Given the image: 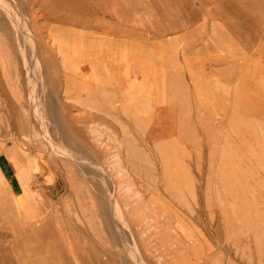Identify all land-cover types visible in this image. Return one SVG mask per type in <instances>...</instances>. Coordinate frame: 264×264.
I'll list each match as a JSON object with an SVG mask.
<instances>
[{
  "label": "rangeland",
  "instance_id": "obj_1",
  "mask_svg": "<svg viewBox=\"0 0 264 264\" xmlns=\"http://www.w3.org/2000/svg\"><path fill=\"white\" fill-rule=\"evenodd\" d=\"M16 1L0 0V264L62 262V247L33 239L43 216L32 207L49 204L31 182L27 147L71 160L77 172L51 191L77 190V210L112 225V245L96 247L112 264H170V254L171 264H264V0H150L193 19L121 49L108 37H52L53 25ZM82 77L132 80L113 84L108 165L59 140L60 127L83 143L71 126L86 119L70 116L77 101L67 95Z\"/></svg>",
  "mask_w": 264,
  "mask_h": 264
},
{
  "label": "crops",
  "instance_id": "obj_2",
  "mask_svg": "<svg viewBox=\"0 0 264 264\" xmlns=\"http://www.w3.org/2000/svg\"><path fill=\"white\" fill-rule=\"evenodd\" d=\"M19 3L26 6L31 21L53 25H48L51 27V31L55 32L50 34L52 37H88L96 40L108 37L113 39V46L120 49L127 44L124 39L129 41L130 38L157 37L161 36L162 31L169 28L182 31L188 21L193 19L192 13L188 15L187 13L184 14L183 11L180 15L176 13L175 17H172L173 14L170 13L169 9H164L162 13H159L157 8L150 3V0H21ZM120 51L122 52V50ZM140 70L138 65L137 72L140 73ZM120 79L82 77L69 80L67 95L70 100L72 99L71 101H77L78 104L74 106V109H71L73 114L70 116L75 118L76 123L80 117L86 121L82 120L85 123L80 126H71L75 133H79L78 129L81 130V141H83L81 145H77L74 137L66 136V129L62 131L59 127L58 133L64 134L59 139L63 142L64 149L73 155L82 156L92 163H95L94 158H102L103 164H111L109 163L113 156L111 139L114 132L111 119L114 117V101H119L115 100L113 84L116 81L117 85H124V79ZM125 80H127L126 85L129 84L128 81L132 82L131 79ZM140 80H145L142 74L140 76L138 74L136 79V81ZM99 81H102L101 86ZM133 81L135 82V79ZM67 91L64 90V93ZM66 93L64 94L65 98L67 97ZM93 97L95 98L93 99ZM97 132L101 133L100 140ZM26 149L28 152L26 164L32 165L31 182L42 184L38 188V192L41 193L42 191L45 194L49 204V207L47 209L43 207L42 211L32 207V213L35 214L36 211V214L43 216L41 217L42 221L32 220L31 222L32 229H37L35 234L32 232L33 235H37V238L33 237L37 240L36 244H53V246L62 247V256L59 255L62 262L59 264H112L113 257H104L103 254H98L96 248L98 245H112V237L109 233V229L112 230V225L109 228L107 224L100 227L95 221L96 212L86 211V206H84L86 201L82 203L83 211L77 210V203L79 202V200L77 201L79 197L77 190L65 189L60 191L57 189L56 197L51 191V187L56 184L66 183L68 185L72 171L77 172L75 169L66 168L65 164H70L71 160L62 154H59L56 159L51 152L44 151L37 154L34 153L33 148L28 149L27 147ZM85 164L87 161L82 163V165ZM8 165L11 174L15 176V178L11 177L10 180H18L16 164L10 159ZM82 200L84 198L80 199V207ZM54 204L56 206H53ZM81 213L84 214L86 220L80 217ZM27 229L30 231V227ZM98 231H101L100 237ZM139 245L145 246L146 244L139 242ZM76 246L86 248L83 253H77L71 248ZM87 247L94 248L89 250ZM74 256L77 259H74ZM169 256V259L164 258L163 260L171 264L176 259L175 255L170 254Z\"/></svg>",
  "mask_w": 264,
  "mask_h": 264
},
{
  "label": "bare ground",
  "instance_id": "obj_3",
  "mask_svg": "<svg viewBox=\"0 0 264 264\" xmlns=\"http://www.w3.org/2000/svg\"><path fill=\"white\" fill-rule=\"evenodd\" d=\"M0 4H1V3H0ZM30 36L33 37L32 35H30ZM29 39H30V37H29ZM29 39H28V40H29ZM30 43H31V42H30ZM31 44H32V43H31ZM34 44H35L34 47H36L35 40H34ZM32 49H33V48H32ZM34 49H35V48H34ZM36 49H37V47H36ZM36 49L34 50V56H33V57H34L35 61H36L37 64H38V63H40V60H39V58H38L37 50H36ZM90 51H91V50H90ZM91 56H92V55H91ZM65 60L67 61V57H66V56H65ZM103 63H104V62H103ZM41 64H42V63H41ZM41 64H40V65H41ZM36 66H37V65H36ZM38 66H39V64H38ZM72 68H74V67H72ZM41 76H42V75H41ZM121 79H123V78H121ZM121 79H120V80H121ZM42 80H43V79H42ZM101 82H102V81H101ZM101 82L99 81V84H100ZM124 82H125V81H124ZM97 83H98V82H97ZM103 84H104V82H103ZM125 84H126V83H125ZM100 86H101V84H100ZM108 86H109V85H108ZM105 87H106V86H105ZM106 91H107V90H106ZM94 98H95V97H93V99H94ZM89 99H90V98H89ZM90 100H91V99H90ZM88 102H89V101H88ZM90 102H91V101H90ZM92 103H93V102H92ZM92 103H91V104H92ZM87 104H89V103H87ZM40 106H41V104H40ZM40 117H42V116H40ZM139 122H140V120H139ZM151 123H152V122H151ZM144 124H145V123H144ZM5 180H6V179H5Z\"/></svg>",
  "mask_w": 264,
  "mask_h": 264
}]
</instances>
